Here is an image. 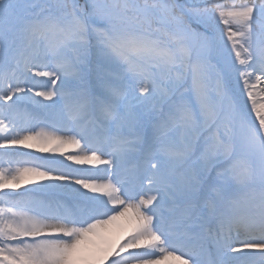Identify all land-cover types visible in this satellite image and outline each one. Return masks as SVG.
Instances as JSON below:
<instances>
[{
	"label": "snow or ice",
	"instance_id": "snow-or-ice-1",
	"mask_svg": "<svg viewBox=\"0 0 264 264\" xmlns=\"http://www.w3.org/2000/svg\"><path fill=\"white\" fill-rule=\"evenodd\" d=\"M261 85L264 0H0V160L104 166L0 169V264H264ZM57 106L71 126L37 131ZM28 173L68 199L8 191Z\"/></svg>",
	"mask_w": 264,
	"mask_h": 264
},
{
	"label": "bare ground",
	"instance_id": "bare-ground-1",
	"mask_svg": "<svg viewBox=\"0 0 264 264\" xmlns=\"http://www.w3.org/2000/svg\"><path fill=\"white\" fill-rule=\"evenodd\" d=\"M261 87H264V85H261ZM260 94H261V96H262L263 99H264V92H260ZM32 143L34 144V141H33ZM50 145H51V149L54 148V147H56V146L58 147V144H57V143H50ZM70 147H71V144H65V145H63V146H59L57 150L53 151V154H54V155H59V156H60V159H62V160H64V161L68 162V163L71 164V165H74V166H75V165H78L77 163H74L72 160H68V159H66L67 156H66L65 154H66V152H67L68 150H70ZM33 149L37 150L35 146L32 147V148H22V147H20V148H16L15 150L32 151ZM45 183H48V181H46V180H44L42 177H39V176H38L37 183H36L34 186H32V188H33V189H36L37 191H39L41 185H43V184H45ZM24 188H25V186H23V185L20 184V187H19L18 189H15V190H8V191H13V193H16V192H19V191H23V190H25ZM172 260H174V261H176V262H179V261H177V260H175V259H173V258H172ZM165 261H166V260H163L162 262H165ZM167 262H168V261H167ZM161 264H163V263H161Z\"/></svg>",
	"mask_w": 264,
	"mask_h": 264
},
{
	"label": "rangeland",
	"instance_id": "rangeland-1",
	"mask_svg": "<svg viewBox=\"0 0 264 264\" xmlns=\"http://www.w3.org/2000/svg\"><path fill=\"white\" fill-rule=\"evenodd\" d=\"M257 96H258V94H257ZM257 99H258V101H260V102H264L263 100H261V98H258V97H257Z\"/></svg>",
	"mask_w": 264,
	"mask_h": 264
}]
</instances>
